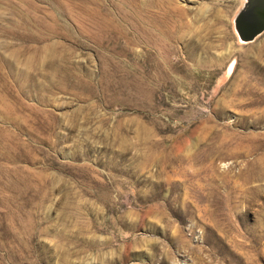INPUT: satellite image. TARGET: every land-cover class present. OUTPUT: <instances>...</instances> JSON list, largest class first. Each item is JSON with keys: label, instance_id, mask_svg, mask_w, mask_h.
Segmentation results:
<instances>
[{"label": "rangeland", "instance_id": "obj_1", "mask_svg": "<svg viewBox=\"0 0 264 264\" xmlns=\"http://www.w3.org/2000/svg\"><path fill=\"white\" fill-rule=\"evenodd\" d=\"M243 2L0 0V264H264Z\"/></svg>", "mask_w": 264, "mask_h": 264}, {"label": "water", "instance_id": "obj_2", "mask_svg": "<svg viewBox=\"0 0 264 264\" xmlns=\"http://www.w3.org/2000/svg\"><path fill=\"white\" fill-rule=\"evenodd\" d=\"M239 37L251 39L264 28V0H246L233 18Z\"/></svg>", "mask_w": 264, "mask_h": 264}, {"label": "bare ground", "instance_id": "obj_3", "mask_svg": "<svg viewBox=\"0 0 264 264\" xmlns=\"http://www.w3.org/2000/svg\"><path fill=\"white\" fill-rule=\"evenodd\" d=\"M246 0H244V2H245Z\"/></svg>", "mask_w": 264, "mask_h": 264}]
</instances>
